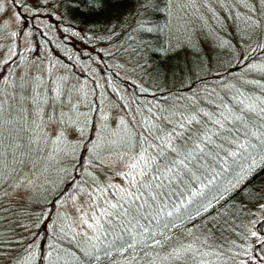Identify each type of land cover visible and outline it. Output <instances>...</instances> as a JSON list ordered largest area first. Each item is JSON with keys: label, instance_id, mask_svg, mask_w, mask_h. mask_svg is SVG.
I'll use <instances>...</instances> for the list:
<instances>
[{"label": "trees", "instance_id": "1", "mask_svg": "<svg viewBox=\"0 0 264 264\" xmlns=\"http://www.w3.org/2000/svg\"><path fill=\"white\" fill-rule=\"evenodd\" d=\"M9 1L17 21L5 34L0 102L20 77L45 99L31 120L12 106L22 122L0 108V264H246L254 249L264 258V237L249 245L264 195V0L214 9L206 0ZM26 63L32 71L20 74ZM210 118L227 130L208 143L197 130L219 128ZM66 122L81 136L65 138L75 149L64 168ZM45 133L63 165L30 189ZM173 146L188 158L167 172ZM79 195L89 208L75 218L64 205Z\"/></svg>", "mask_w": 264, "mask_h": 264}, {"label": "rangeland", "instance_id": "2", "mask_svg": "<svg viewBox=\"0 0 264 264\" xmlns=\"http://www.w3.org/2000/svg\"><path fill=\"white\" fill-rule=\"evenodd\" d=\"M206 1H208L209 3L210 1H212L211 5L214 6L213 8L209 7V9H214L216 4L223 6V4L221 3V0H206ZM185 2H187L189 5H196V3L193 4L194 3L193 0H183V2L180 3V5H184ZM190 7L194 8V6H190ZM197 13L199 14V11H197ZM16 21H17L16 14L11 5V2L9 0H0V62L2 61L3 56L6 53H8L7 45L9 43L10 38L5 34L7 32L12 31L16 27ZM23 48H24V44L21 45V49ZM19 65L20 64H18V66ZM32 69H33V65L30 63L21 65L18 68L19 73L24 74V75L27 74V71L28 72L32 71ZM260 70L264 72V67ZM23 84H24L23 77H20L16 80L11 81L9 84V89L11 90L9 91L8 94H6L8 98L4 100L3 102H0V108H4V109H1V111L5 117L16 118L17 116L20 121V118L22 116L21 122L23 121V115L17 114L16 109H10L12 106L16 105L15 107H17V109L18 108L26 109V110L28 109V112L26 111V118L31 120L32 117H35L36 115H38V113L36 112L37 109L42 108V107H36V104L40 105L39 102L45 99L41 95L40 96L42 99H38L35 92L30 93V94H29V90L24 92L23 87L28 88V84H29V88H31L30 84L32 85V88L35 86V81L33 77L30 78V81L26 82L24 86ZM64 91H66L65 87H64ZM5 102H7V104L9 105V109L4 107L3 104H5ZM7 104L5 106H8ZM105 111L107 112V110ZM74 126L78 128L76 125ZM67 127L71 128L72 126H70L68 122H66L64 126V147H63L64 148V168L68 160L66 158V154L69 151L72 152L73 150L72 147H74V145H72L73 143L71 144V146H68L67 144L69 142H67L65 138L75 140L81 136V134L75 129H67ZM48 130L51 131V134L54 135L57 132V126L55 124H51L49 125ZM45 134L46 135H42L40 140L44 141V143L49 148L44 150V155L43 154L41 155L43 160L42 162L39 163V167L34 168L31 171L32 173L33 172L35 173L36 171L37 179L35 178L36 180L32 182V184L30 185V189L33 187L35 181L39 183L40 181H42L43 176L49 175L50 172L54 171L57 167H62L61 165H63V159H62L63 148H61V152H60V150L56 148L55 141L53 139H48V136H47L48 134L47 133ZM30 138H34L33 134H31ZM104 142L109 143L110 147L113 148L112 149L113 151H116L115 148H119V149L123 148V146L120 145L121 143L117 142L116 140H105ZM30 152L32 155L33 148L31 149ZM114 166L115 168H121L123 166V163L115 162ZM49 177L50 176H48L46 180H48ZM37 180H39V182ZM88 208H89L88 201L82 195L76 196L73 199H67L64 205V210L65 211L67 210L68 212L73 214L75 218L82 216L84 213H86L88 211ZM250 226L252 228L251 233L253 237L249 245L252 246V245H255L261 242L262 238L264 237V195L260 199L257 207L254 208L252 212V219H251ZM246 264H264V258L262 257L260 252H258V250L254 249L250 253L249 257L246 258Z\"/></svg>", "mask_w": 264, "mask_h": 264}, {"label": "snow or ice", "instance_id": "3", "mask_svg": "<svg viewBox=\"0 0 264 264\" xmlns=\"http://www.w3.org/2000/svg\"><path fill=\"white\" fill-rule=\"evenodd\" d=\"M209 123L219 125V128H217L216 130H213V129H210L209 127L205 126L202 130L201 129L197 130V135L205 136L206 137V142H208V143L212 142L213 136H216L217 138H219L220 136L223 135V131L227 130L226 127H225V123L221 122L220 120H212L210 118L209 119ZM180 127L181 128L184 127L183 120L181 121ZM168 135L174 136L177 140H184V141H187L190 138V134L189 135H185L183 132H179V131H176V130H173ZM158 147H159V145H158ZM173 147L175 148V146H173ZM197 147H198V145H197ZM240 147H245V146L244 145H240ZM175 152H176L175 159L173 160V163L171 165L162 163V168H163L164 171L172 172L173 169L176 166V162L177 161H179L180 163H184L187 160L188 154L187 153H182V149L181 148H175ZM182 154H183V159H181V155ZM153 179L161 180V181H163L165 179V177L160 174V169H157L155 171ZM160 186H163V185H160ZM177 255H179V253H177Z\"/></svg>", "mask_w": 264, "mask_h": 264}]
</instances>
